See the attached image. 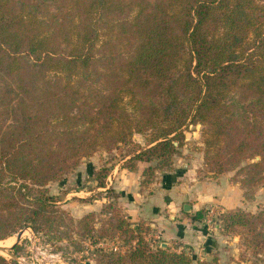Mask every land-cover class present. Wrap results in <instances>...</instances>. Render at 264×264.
Masks as SVG:
<instances>
[{
    "label": "trees",
    "instance_id": "trees-1",
    "mask_svg": "<svg viewBox=\"0 0 264 264\" xmlns=\"http://www.w3.org/2000/svg\"><path fill=\"white\" fill-rule=\"evenodd\" d=\"M187 124L205 127L208 172L250 160L240 185L264 181V0H0V241L24 224L48 227L61 211L44 186L133 133L146 144L128 159L156 160L142 168L149 184ZM92 218L78 220L81 233ZM220 222L264 252V207H233ZM103 225L98 234L118 232L126 248L95 264H216L150 248L116 213Z\"/></svg>",
    "mask_w": 264,
    "mask_h": 264
},
{
    "label": "rangeland",
    "instance_id": "rangeland-1",
    "mask_svg": "<svg viewBox=\"0 0 264 264\" xmlns=\"http://www.w3.org/2000/svg\"><path fill=\"white\" fill-rule=\"evenodd\" d=\"M229 97L230 102L241 105L234 92ZM204 128L200 124H187L183 127V140L177 149L178 151L172 156V165L166 171H173L175 165L179 168H190L192 174L178 179L174 182V186L177 187L179 183L187 186L192 182L195 185L203 182L204 184L202 183L198 187L204 193L208 196L210 194L209 190L216 193L213 196L216 202L205 203L204 201L198 209L203 212V217L199 219L201 224L204 225L210 236L215 237L217 242L209 253L207 260L214 258L216 264H264V252L245 249L241 245L240 236L225 234L220 222V216L233 207H239L252 213H256L263 208L264 181L249 187L240 185L244 172L240 168L250 160L241 161L231 170L222 173L208 172L203 164ZM130 141V145H122L116 150L107 151L102 148L100 151L83 157L80 163L71 171L59 179L49 181L44 186L45 192L53 198L55 208L60 210L61 213L57 214L58 217L45 229L34 230L29 224H24L11 235L1 239L0 244L9 240V238L12 240L10 246L5 250H0V256L9 264H15L10 256H23L31 264H95L94 260L100 251L123 252L126 248L118 232L114 231L111 236L103 237L98 234L99 230L105 227L103 223L105 224L114 213L118 214L126 223L135 225L140 230L142 239L146 241L150 248L162 246L163 239L156 236V231L152 230L145 219L131 217L121 210L116 199L119 193L114 192L111 188L110 179L113 180L117 177V172H113L115 166L119 171L120 169L128 170L129 165L132 166L131 170H133L137 163H142V168L156 165L154 159L148 162L129 160L128 158L134 149L132 146L143 147L146 144L145 136L140 133H133ZM174 144L176 143L174 142ZM254 160H258V156H255ZM103 172H105L104 176ZM160 172L162 171L155 169L151 182L146 185L140 184L142 180L140 174L138 188L141 195L152 194L153 188H155L154 185H157ZM193 177L194 180H192ZM98 180H103L102 187H97ZM161 194L159 202L162 199ZM220 194L228 202L226 204L227 208L225 205L218 203L221 199ZM181 203L187 205L193 203V198H185ZM109 205L111 207H108ZM189 211V205L187 210H183V205L182 207L179 205L178 214H188ZM86 214H91L93 217L91 220L93 229L88 233H81L77 222ZM19 231L20 236L16 240V234ZM180 251L189 256L193 254L189 248ZM192 258L193 261L198 260L197 255Z\"/></svg>",
    "mask_w": 264,
    "mask_h": 264
},
{
    "label": "crops",
    "instance_id": "crops-1",
    "mask_svg": "<svg viewBox=\"0 0 264 264\" xmlns=\"http://www.w3.org/2000/svg\"><path fill=\"white\" fill-rule=\"evenodd\" d=\"M136 165L131 171L126 169L117 171L116 166L113 169V172H117V177L113 180L110 179V181L111 188L114 192L119 193L116 198L117 205L121 207L125 214L145 219L152 230L156 231V236L163 239L164 246H168L175 251L188 250L189 248L193 253L190 256L197 255L198 260H207L209 253L217 242L215 237L210 236L204 225L201 224V220L193 219L192 216L204 201L205 203L216 202L215 197H213L216 194L215 191L209 190V196H211L209 197L198 187L203 182L196 183V185L192 182L187 186L179 183L177 185L179 188H177L173 185L174 182L192 174V169L179 168L175 165L173 171L160 172L157 185H154L155 188H153L152 194L143 196L138 188L142 163ZM192 180H194V177ZM160 194L162 195L161 202H159ZM220 197L218 203L226 207L228 202L223 199L221 194ZM185 198H193V203L188 204L190 211L188 214H178L179 205L182 207L183 203L181 201Z\"/></svg>",
    "mask_w": 264,
    "mask_h": 264
},
{
    "label": "built area",
    "instance_id": "built-area-1",
    "mask_svg": "<svg viewBox=\"0 0 264 264\" xmlns=\"http://www.w3.org/2000/svg\"><path fill=\"white\" fill-rule=\"evenodd\" d=\"M10 258L15 264H31L30 262H27L23 256H14V257L10 256ZM63 264H67V263H63Z\"/></svg>",
    "mask_w": 264,
    "mask_h": 264
},
{
    "label": "bare ground",
    "instance_id": "bare-ground-1",
    "mask_svg": "<svg viewBox=\"0 0 264 264\" xmlns=\"http://www.w3.org/2000/svg\"><path fill=\"white\" fill-rule=\"evenodd\" d=\"M11 243V239H9V240H7V241H5L3 244H0V247H2V248H0V250H5V248H7L8 246H10L9 244ZM1 253V252H0Z\"/></svg>",
    "mask_w": 264,
    "mask_h": 264
},
{
    "label": "water",
    "instance_id": "water-1",
    "mask_svg": "<svg viewBox=\"0 0 264 264\" xmlns=\"http://www.w3.org/2000/svg\"><path fill=\"white\" fill-rule=\"evenodd\" d=\"M187 209H188V205L187 204H183V210H187ZM19 236H20V231L16 234V240L19 239ZM161 245L164 246L165 244L162 243Z\"/></svg>",
    "mask_w": 264,
    "mask_h": 264
}]
</instances>
